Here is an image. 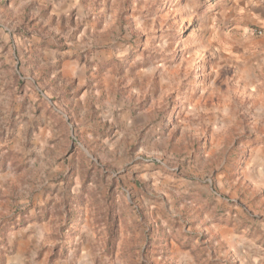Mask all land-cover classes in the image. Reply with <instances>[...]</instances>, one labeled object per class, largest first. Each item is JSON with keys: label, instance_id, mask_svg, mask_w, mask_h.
Masks as SVG:
<instances>
[{"label": "rangeland", "instance_id": "obj_1", "mask_svg": "<svg viewBox=\"0 0 264 264\" xmlns=\"http://www.w3.org/2000/svg\"><path fill=\"white\" fill-rule=\"evenodd\" d=\"M0 264H264V0H0Z\"/></svg>", "mask_w": 264, "mask_h": 264}]
</instances>
